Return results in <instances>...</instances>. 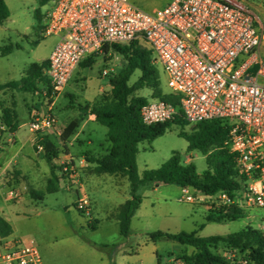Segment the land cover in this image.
I'll list each match as a JSON object with an SVG mask.
<instances>
[{"label": "built area", "instance_id": "1", "mask_svg": "<svg viewBox=\"0 0 264 264\" xmlns=\"http://www.w3.org/2000/svg\"><path fill=\"white\" fill-rule=\"evenodd\" d=\"M46 18L42 34L59 36L41 68L52 96L65 88L81 61L102 53L104 45L145 42L152 51L150 63L166 76V93L178 100L151 97L140 109L143 123L175 116L193 124L221 120L228 127L224 146L234 154L241 177L240 186L230 192L205 194L182 186L180 200L195 203L199 192L208 210L264 211V32L249 0H170L150 10L133 0H53ZM55 124L49 110L30 121V131L38 135L37 154L45 153L41 134ZM57 164L58 183L77 191L73 206L92 223L91 200L78 170L70 159ZM3 194L16 200L22 189L6 187ZM257 225L264 236V215ZM220 255L230 264H252L229 247ZM0 264L44 261L33 239L0 237Z\"/></svg>", "mask_w": 264, "mask_h": 264}, {"label": "rangeland", "instance_id": "2", "mask_svg": "<svg viewBox=\"0 0 264 264\" xmlns=\"http://www.w3.org/2000/svg\"><path fill=\"white\" fill-rule=\"evenodd\" d=\"M4 1L9 5L8 8L11 15L0 24V47L11 42L21 43L16 36L18 31L28 32L31 38L36 39L37 27H43L46 24V11L51 10L53 0H50L43 6H40L37 0ZM133 1L139 6L150 10L170 0ZM249 2L257 11L262 26L261 28L264 32V0H249ZM37 8L40 13L39 17L35 14V9ZM49 41L50 38L43 42L41 46H39V49L45 52L49 48ZM141 42L146 45L143 41ZM261 50L264 53V41L262 42ZM27 57L28 54L24 50H15L13 54L8 56L1 55L0 50V84L17 79V70H20L19 68H21L24 59ZM122 64L123 57L116 53V74L121 69ZM103 68H108V66L105 65L101 53H97L91 56L90 65L80 66L75 70L76 72H74L72 80L64 90H62L53 104V113L57 116L59 124H64L75 118L79 105H83L84 100L90 101L97 94L100 85L108 80V75L102 74ZM157 69L159 71L163 92H169L170 90L166 85L165 74L160 68ZM137 77L138 71L130 77L129 83L135 81ZM147 90L148 88H142L137 90L136 93L147 96V100H152ZM32 92H34V90ZM8 93L9 94L6 95L0 94V108L5 103L12 105V101H15L14 96L11 97L10 92ZM68 93L73 96V103H71ZM32 109H37L40 112L45 111V105L41 97L38 98L37 95L32 96V93L28 92L22 95L20 94L17 104L18 121L21 125L20 132H28V110ZM1 112L2 111H0V113ZM95 125H88L85 130V132L92 134L94 141L102 139L107 130L106 126L102 124H97L98 126ZM197 127L198 124L175 120L169 123V126L162 135L153 140L145 139L140 141L137 145L138 152L136 154L139 168L138 173L141 175L146 168H157L162 162L168 159L174 151L178 152L183 159L187 155H191L192 163L195 165L198 172L207 169L208 165L206 159L211 153H217L218 150L213 149L209 151L206 156L198 149L188 150V141L179 134L181 131L185 133L193 132ZM64 128L62 129L63 131ZM82 136L84 135L82 134ZM1 155L3 156L4 154L0 153V162H2ZM77 167L80 173L84 172L83 169L85 168L81 163H78ZM51 170L56 174L59 169L55 167L53 169L51 168ZM96 177L99 184L87 182L86 188L92 200L93 210H95L97 215L100 214L101 221H104V225L98 229L85 226L83 227L84 230L79 229L78 234L86 240L109 242L111 247L114 246L113 250L116 249L115 252L113 251L114 253L112 255L114 260L116 252L118 251L116 246L122 237H125L126 247H128L130 251L135 250L138 247L137 244L142 242V238L145 239V237H147L145 231L165 230L169 232H189L197 230L199 236L216 234L226 235L238 231L247 224H251L254 228L258 229L257 224L264 215L263 209L250 208L242 210L240 216L235 220H226L222 222L207 221L206 216L213 213L205 208L203 205V203H206L205 199L202 198L200 194L197 195V203H190L180 200L181 189L178 185L163 183L158 191L154 192L152 188L155 187V182L148 181L141 184L137 191V194L141 198L142 205L138 210L139 216L134 218L132 227L134 229L132 230L130 228L131 232L128 236H120L114 224L105 220L104 216L112 211V209H110L112 203L121 198L120 196H122L125 186L123 183H112V176L110 174H101ZM58 185V190L53 192H46L41 189L42 192L44 191V194L43 198L39 200L32 199L30 196L22 200L21 205L25 213L20 216V220L16 224V233L19 237L31 238L36 242L44 264H86L88 262L98 264L100 254L103 255L105 251L91 244V246H86L91 249L89 250L91 253L90 255L87 251L77 247L74 242L75 240L67 239L69 232H72L66 222L75 217L82 216L72 207L70 193L62 184ZM15 203L16 202L1 200L2 206H11L15 205ZM65 205L68 206L67 210L64 208ZM83 221L86 224L84 219ZM201 225L203 226L201 227ZM162 241L164 242H161L158 251L161 258L164 259L168 257L169 252L173 250L178 252L177 248L173 249L170 246L172 240L162 239ZM175 243L188 250L192 248L191 246L181 245L178 242ZM226 248L227 246L225 244L219 243L214 251L220 254ZM186 253L187 252L182 253V256ZM189 253L191 252L187 254Z\"/></svg>", "mask_w": 264, "mask_h": 264}, {"label": "trees", "instance_id": "3", "mask_svg": "<svg viewBox=\"0 0 264 264\" xmlns=\"http://www.w3.org/2000/svg\"><path fill=\"white\" fill-rule=\"evenodd\" d=\"M50 0H37L40 6ZM39 9H35V14ZM9 8L4 0H0V23L9 16ZM39 28V26L37 27ZM43 27L40 32L42 33ZM145 43V42H144ZM146 44V43H145ZM112 49L123 57V64L116 76L110 78L111 89L103 95L100 100L91 107L96 120L105 125L107 140L110 142L108 153L98 158H91L95 163L93 171L96 173H121L127 176L131 187V198L126 200L118 208L117 218L120 233L128 236L131 232L130 220L140 203V197L136 194L139 185L151 181L155 183L178 184L190 186L205 194H213L224 189L232 191L240 186L241 177L237 175L234 154L224 146L227 138L228 127L219 119L202 121L193 132H179L188 141V150L198 149L206 156L209 151L217 149V153H211L206 159L208 168L198 173L192 162L183 163L178 152L174 151L157 168H146L141 175L138 173L136 154L138 143L142 140H153L162 135L170 122L181 120L175 116L163 123L145 124L140 115V109L147 102V97L137 94V90L148 88L151 90V97H158L164 101L177 103L178 97L164 93L161 87L160 76L157 68L150 63L151 48L144 45L141 40L134 39L128 43H112L104 45L103 50ZM11 46L2 47V54H7ZM42 63H32L26 69V76L20 81H11L0 84V90L6 87L35 91V81L41 82L44 86L45 78L42 76ZM90 65L84 62L83 66ZM139 71L138 77L129 83L134 72ZM2 123L10 130L17 127L16 114L11 107L2 109ZM76 122H70L64 128V136L70 134L76 127ZM46 148L45 157L50 160L58 151L48 139L43 141ZM55 179V178H54ZM50 179L47 191H52L55 180ZM213 214L206 216L207 221L222 222L235 220L240 216L241 209L232 206L226 212L221 210H209ZM203 225H201L202 227ZM12 232L11 224L0 215V237H5ZM152 241L167 239L183 245L191 246L193 251L184 254L181 258L186 264H230L214 251L219 243L236 249L252 264H264V236L261 231L247 224L238 231L226 235L199 236L197 230L189 232H169L154 230L148 233ZM96 248L109 254V264H114L112 257L114 246L108 244L92 243ZM117 247V246H116ZM115 247V248H116ZM114 251V252H113Z\"/></svg>", "mask_w": 264, "mask_h": 264}, {"label": "crops", "instance_id": "4", "mask_svg": "<svg viewBox=\"0 0 264 264\" xmlns=\"http://www.w3.org/2000/svg\"><path fill=\"white\" fill-rule=\"evenodd\" d=\"M48 11L49 10L46 11V14L48 13ZM37 15L39 17L40 13H38ZM9 17L10 16H8L7 18ZM40 30L41 27H39L36 30L37 31L36 39L31 38V35L28 32L18 31L16 33V36L17 39L21 41V43L11 42L2 46V47L6 45L11 46V49L7 54H2V50H1L2 47H0L1 55L3 56H8L13 54L15 50H21V51L24 50L28 54V57L24 59V63L21 65V68H19L20 70H17L18 78L11 81H20L24 79L26 76V69L29 67L30 64L44 62L49 56L55 43L58 41V37H59L58 34L45 36L40 32ZM48 38H50L49 48L45 52H43L41 51V49H39V46H41L43 42L47 41ZM101 55L103 57L105 65L108 66V68H103L108 70V74H107L108 80L100 85L99 91L90 101L84 100L83 102L84 104L79 105L76 117L64 124H59L57 120V116L53 113V104L55 102V99L61 94L62 91L58 93L56 96H52L50 90L47 89L46 87L47 85L45 84L43 86L42 83L38 82L37 80L35 81V86L37 87V89L34 92L24 89L12 88V87H6L0 90V94L2 95L9 94L8 92H10V96L11 97L14 96L15 101L14 100L12 101V105L5 103L1 106L0 111H2L4 107H11L12 109H14L16 114L15 121L17 123L16 129L14 131L10 130L7 126H5L2 123V117H1L2 112L0 113V127L2 128V135L0 137V153L4 154L3 156L1 155L2 162H0V177L3 179L2 180L0 178V180H2V182H0V215L4 217L12 226V232L9 235L5 236V238L19 237L18 234L16 233V224L19 222L20 216L25 213L21 205V202L22 200H24V198H26L27 196H30L32 199H38V200L43 198L44 191L48 192L47 187L49 180L50 179L53 180L54 178H55L54 179L55 183L52 185L51 187L52 191L50 192L58 190L59 170L56 174H54L51 168L52 169L55 167L59 168L57 163H59L63 159H70L72 163L75 165L76 169L78 168L77 167L78 163H81V165L84 166L85 168L83 169L84 172L80 173L79 169L77 170L82 182L84 183V189L86 192H87L86 183L90 182V183L99 184L98 180L96 179L97 178L96 176L101 174H110L112 176L111 181L114 184H119V183L124 184L125 187L123 189L122 196H120L121 198L119 200L117 199L112 203L110 207L112 211L108 212L104 216L105 220H107L108 222H112L114 224V226L116 227V231L119 233V235L124 236L120 233L117 212L119 206L123 204L126 200L131 198L130 182L127 176L121 173H96L93 171V167L95 166V163L90 161L89 159L98 158L101 157L102 155H105L106 153H108V150L110 148V142L107 140L108 128L106 127L107 130L105 131L104 137L96 141L93 140L92 134L85 132L88 125L94 126L96 124L95 126H98L97 124H101L99 121L96 120L95 114L91 112V107L95 102L100 100L103 95H106L110 91L111 89L110 78L116 76V52H114L112 49L109 48L107 51L103 50ZM91 56L81 61L75 70H77L80 66H83L84 62H90ZM138 75H139V71H138ZM73 76L74 73L72 77ZM72 77L67 83V85L72 80ZM26 92L32 93V96L37 95L38 98L41 97V100L45 105V111L40 112L37 109L28 110V120H27L28 132H20L21 125L18 121V113H17L18 97H20V94L22 95ZM147 92L149 94V97H151V90L148 89ZM68 95L70 97L71 103H73L72 102L73 96L70 93H68ZM48 110L54 115L56 119V124L53 128L47 129L41 134L43 136L42 141L48 139L50 143L58 151V153L55 156H52L50 160L46 159L45 154H37L35 152V141L37 140L38 135L31 132L29 129L30 121L35 116L42 115ZM72 121L76 122L77 124L76 127L70 134L64 136L63 134L64 131L62 129ZM82 134L84 136H82ZM181 161L183 163L192 162V156L187 155L184 159L181 158ZM136 163H137V159H136ZM162 184L163 183H155V187L152 188L153 191L157 192ZM11 186H18L22 189V195L16 200H7L4 197L3 193L5 188ZM140 186L141 185L138 186L137 191ZM178 187L182 189L181 185H178ZM41 189H43L44 191L42 192ZM65 189L70 193L71 205L72 207H74L73 205L77 198V191L74 188H69V187ZM198 194L201 195V193L199 192ZM201 196L202 198H204L203 195ZM1 200L7 202L9 201L16 202V203L15 205H11V206L9 205L2 206ZM141 205L142 204L140 198V203L130 220V228L132 230L134 229L132 228L134 218L139 216L138 210L140 209ZM203 205L205 206V208H207L204 203ZM91 207H92V200H91ZM64 208L67 210L68 206L65 205ZM79 214L83 217L81 213ZM92 215H93L92 223L86 221L84 217L83 218L75 217L74 219L66 222V224L69 226L72 232V233L69 232V234L67 235V239L75 240L74 242L76 243L77 247L87 251L88 254L90 255L91 253L89 250L91 249H89L86 246H91L92 243L108 244V245L110 244L109 242H97L90 239L86 240L85 238H82L78 234L79 229L84 230L83 227L85 226L86 227L89 226V228L91 227L93 229H98L104 225L103 223L104 221L103 220L101 221L100 214L97 215L95 210H93V207H92ZM83 219L85 220L86 224L84 223ZM149 232L145 231V233H147V237H145V239L142 238L143 239V240L141 239L142 242L137 244L138 247L135 250H130L131 252L128 250V247H126L125 237H122V239H120V241H118L117 244L118 251L116 252L114 264H186L184 260L181 258L182 253L192 252L193 251L192 248L188 250L176 244L175 241H171L170 246L173 249L177 248L178 252H175V250H173L169 252L168 257H165L163 259L161 258V255L159 254L158 251L161 242L164 241H162V239L156 241L150 240V238L148 237ZM104 253L103 255L100 254L98 264H109L110 261L109 254L107 252ZM86 264H92V263L88 262Z\"/></svg>", "mask_w": 264, "mask_h": 264}]
</instances>
